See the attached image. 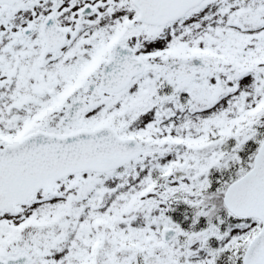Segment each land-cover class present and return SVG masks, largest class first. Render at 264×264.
<instances>
[{
	"label": "snow or ice",
	"instance_id": "snow-or-ice-1",
	"mask_svg": "<svg viewBox=\"0 0 264 264\" xmlns=\"http://www.w3.org/2000/svg\"><path fill=\"white\" fill-rule=\"evenodd\" d=\"M0 264H264V0H0Z\"/></svg>",
	"mask_w": 264,
	"mask_h": 264
}]
</instances>
